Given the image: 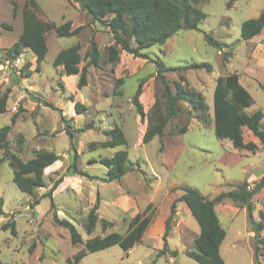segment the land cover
Listing matches in <instances>:
<instances>
[{
  "label": "rangeland",
  "instance_id": "obj_1",
  "mask_svg": "<svg viewBox=\"0 0 264 264\" xmlns=\"http://www.w3.org/2000/svg\"><path fill=\"white\" fill-rule=\"evenodd\" d=\"M34 1L36 7L29 0H0V94L8 90L0 127L10 124L11 117H15L7 140L9 149L22 160L32 158L40 150L54 151L60 159L44 174L45 186L37 188L33 196L16 186L8 161L0 163L3 202L0 259L9 264H151L163 245L164 221L170 204L182 193L183 186L193 187L204 198L211 199L243 182L252 187L263 174L264 147L247 128H243L244 143H255L254 150L235 148L230 140L217 136L213 91L218 76L236 73L252 98V105L245 111H262L264 125V28L249 40L240 34L243 21L264 11V0H193L205 13L197 29L180 30L164 43L143 49L148 58L120 50L116 63H111L107 56L108 46L114 43L109 29L92 21L77 2ZM25 6L41 21L58 25L69 20L72 27L83 25L74 36H56L54 29L45 33L47 53L38 71L36 57L28 48L15 58L7 55V50L22 35ZM207 37L218 46H213ZM91 40L98 46L99 64L88 66L87 84L78 88V74H62L61 67L53 65V59L59 50L78 43L81 69L87 62L84 52ZM155 60H160L165 67L160 72L162 75L156 74ZM201 62L210 64V70L192 66ZM28 71H32L30 75H26ZM143 78L146 81L140 99L146 116L140 121L131 97ZM118 79L122 83L117 86ZM176 84L188 98L178 102L177 112L163 129L164 135L143 143L150 108L158 100L163 109L165 87L174 92ZM199 101L207 105L205 109H200ZM75 102L83 103L85 110L76 113ZM60 114L74 132V149ZM85 126L92 127L76 131ZM113 127L122 130L126 144L101 147L107 139L104 131ZM120 149L127 151L130 169L119 180L104 182L106 167L92 159L111 156ZM2 152L0 149V157ZM72 163L91 177L66 175ZM59 176L64 183L52 192V198H41ZM97 193V214L112 224L103 230L97 222L88 234L84 224ZM37 197L39 202L31 206ZM252 202L251 218L258 221L260 212H264V188L253 195ZM149 203L151 220L139 243L128 251L116 244L87 252L78 262L73 258L83 244H71L68 230L52 219L55 211L59 218L69 220L85 241L110 232L124 234L132 217ZM214 208L226 231L220 246L225 264H257V261L264 264V229L256 238L246 207L226 198L215 203ZM7 222H14L16 234L2 229ZM198 234V223L184 202H177L167 246L170 251L176 249L178 255L160 254L154 264H198L185 254L187 250H196ZM33 243L35 246L30 252Z\"/></svg>",
  "mask_w": 264,
  "mask_h": 264
},
{
  "label": "trees",
  "instance_id": "obj_2",
  "mask_svg": "<svg viewBox=\"0 0 264 264\" xmlns=\"http://www.w3.org/2000/svg\"><path fill=\"white\" fill-rule=\"evenodd\" d=\"M78 3L79 7L86 12L92 21L100 23L109 29L114 43L107 48L108 60L116 63L119 60L120 50L132 54L138 58H148V55L142 50L155 44L164 43L170 36L180 30L197 29L199 23L203 20L205 13L198 8L193 0H73ZM33 7H36L34 0H29ZM83 28V25L72 27L71 21L66 20L58 25L41 21L36 18L31 9L26 6L23 10V32L19 41L13 43L7 50V55L11 58L18 56L24 48H28L36 57L35 70H40V64L47 53V44L45 33L54 29L56 36H74ZM264 28V11L257 17L249 18L242 22L240 28L241 37L249 40L259 34ZM208 38V37H207ZM213 46H218L216 41L208 38ZM84 58L87 62L79 69L82 60L80 45L75 43L69 47L63 48L57 52L53 59L54 66L61 67V73L65 75H76L78 79L76 86L82 88L87 84L88 66H98L100 53L94 40H91L89 47L84 52ZM156 64L157 75H162L165 67L160 60L154 61ZM196 68H206L210 70L208 63H194ZM28 71L26 75H30ZM145 78L140 79L136 89L131 97V102L140 119L143 121L146 113L140 96L143 92ZM122 83L118 79L117 86ZM121 94V91H117ZM185 91L179 84H176L173 92L169 86L163 91V109L160 107L158 100H155L152 108L147 114V127L142 136V142L147 143L153 137L164 135V127L168 120L177 112L176 106L180 100L187 99ZM8 99V90L0 94V114L6 110ZM194 102L193 99H190ZM201 110L206 108L202 101L198 102ZM252 105V98L247 89L240 83L236 73H228L218 76L215 81L213 91V118L214 128L220 139H228L235 148L245 147L248 150L256 149L257 145L253 142L244 143L243 128H247L264 147V125L261 124L263 112L255 110L247 113L245 110ZM74 109L76 113L85 110V105L75 102ZM60 112V110H58ZM61 120L65 118L60 114ZM15 117H11V123L0 127V149L3 150L0 157V163L7 160L13 171V181L20 191L33 196L35 190L45 186L44 169L59 160L57 153L50 150H40L32 158L22 160L17 154L9 149L7 134L14 122ZM66 122V121H65ZM85 126L76 129L82 131ZM70 138L71 147L73 146L74 132L68 122L64 128ZM107 139L101 143V147H117L126 144V138L119 127H113L104 131ZM160 149L163 142L160 141ZM98 161L106 167V175L103 177L104 182L119 180L127 171H129L128 153L124 149L115 151L111 156L92 159V162ZM66 175H77L81 178H90L91 175L85 170L76 168L72 163L67 169ZM62 181L59 176L50 186L48 191L41 195L52 198V192ZM264 188V167L260 179L252 186L247 182L238 184L235 188L226 192H221L213 198H204L195 188L183 186L182 193L170 204L168 216L164 221V232L162 235L163 245L151 261L154 264L158 255L168 253L171 256H177L176 249L169 250L167 246V234L170 229L171 221L176 213V203L184 202L191 215L199 225V234L195 239L196 250H187L185 254L194 259L198 264H225L221 253L220 246L226 236L225 229L221 226L219 218L214 208V204L226 198L243 204L247 212L252 217L253 202L252 197ZM40 197L34 198L30 205L37 204ZM2 199H0V212H2ZM99 207V194L88 211L84 224L86 233L90 234L94 230L97 222L100 223L104 230L112 223L105 218H99L97 210ZM151 203H149L142 212L135 214L128 224L124 234L110 232L104 236H94L83 241L77 228L67 219L59 218L53 211L52 219L54 223L68 230L71 244H83V247L74 255V262H78L87 252H94L106 249L113 245H119L124 251H128L135 244L141 241L143 233L151 220L149 213ZM51 208L54 203L51 201ZM251 230L255 237H260V231L264 229V212H260V219L250 220ZM2 229H10L11 233L16 234L14 222H7L2 225ZM34 243L29 247L31 252ZM255 257L258 256V247L254 250ZM0 264H9L0 259ZM257 264L259 261H257Z\"/></svg>",
  "mask_w": 264,
  "mask_h": 264
},
{
  "label": "crops",
  "instance_id": "obj_3",
  "mask_svg": "<svg viewBox=\"0 0 264 264\" xmlns=\"http://www.w3.org/2000/svg\"><path fill=\"white\" fill-rule=\"evenodd\" d=\"M56 164H57V161H55L54 164L47 166V167L44 169V174H46L49 170H52V168H54ZM63 183H64V180L62 179V181H61L59 184L62 185ZM57 187H59V186H57ZM138 213H139V212H138ZM136 214H137V213H136Z\"/></svg>",
  "mask_w": 264,
  "mask_h": 264
}]
</instances>
